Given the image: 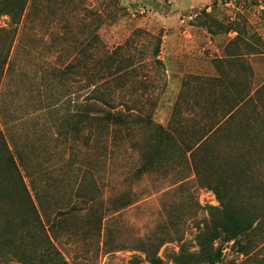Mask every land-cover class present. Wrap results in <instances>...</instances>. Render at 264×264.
Segmentation results:
<instances>
[{
    "label": "rangeland",
    "instance_id": "obj_1",
    "mask_svg": "<svg viewBox=\"0 0 264 264\" xmlns=\"http://www.w3.org/2000/svg\"><path fill=\"white\" fill-rule=\"evenodd\" d=\"M8 23L0 17V34ZM232 24L264 52V0H29L11 45L12 67L0 81V125L11 153L16 157L17 147L27 141L33 164L42 162L50 183L62 180V195L51 199L49 211L77 206L82 215L99 203L110 209L124 194L133 200L109 212L99 237L77 231L82 216L69 220L56 243L67 264H149L139 250L147 236L162 242L157 256L163 264H172L181 248L197 252L195 236L211 223L208 207H219L208 186L217 174L223 196L258 220L237 241L214 242L221 251L215 264H264V123L255 125V138L226 133L214 142L199 175L172 152L164 168L140 174L141 143L155 130L150 124L111 125L107 131L95 122L76 141L60 142L49 109L38 107V100L50 103L49 96L59 94L54 106L61 113L95 104L129 120L192 126L201 107L223 89L213 79L236 83L243 74L229 54L245 55L253 84L264 82V53L247 54L240 42L228 45L236 36L227 31ZM99 92L109 104L89 100ZM16 217L12 207H0V225ZM0 264L21 263L0 259Z\"/></svg>",
    "mask_w": 264,
    "mask_h": 264
},
{
    "label": "trees",
    "instance_id": "obj_2",
    "mask_svg": "<svg viewBox=\"0 0 264 264\" xmlns=\"http://www.w3.org/2000/svg\"><path fill=\"white\" fill-rule=\"evenodd\" d=\"M59 1L73 4V0ZM28 2L29 0H0V17L9 18V28H2L4 34H0V81L2 75L10 71L12 67L9 61L10 49L16 27L25 14ZM8 29L12 31L10 34L7 32ZM230 30H233L236 36L228 45L240 42L245 45L247 54L264 53L259 48L248 44L242 37L245 33L243 29L232 24L227 28V31ZM158 52L159 46L155 48L154 55L157 56ZM228 56L237 59L243 68V74L236 83L231 79L226 83L221 80L224 77L213 79L220 82L223 89L216 97L209 98L206 105L201 107L198 111L199 116L194 120L192 126L166 128L160 124H153L151 119L146 121L144 119L129 120L121 113L112 112V110L95 104L84 105L81 111L77 110L75 113L65 111L61 113L54 106L57 104L56 102L60 101L59 94H51L49 96L50 103L47 99L38 100V107L49 109L52 126L56 128L55 138L60 142L69 137L76 141L80 131L86 125L91 126L95 122L104 126L103 128H106L107 131L111 125L127 128L132 122H146L155 130L141 143L142 165L138 172L141 174L159 171L164 168L163 161L172 152L181 159L184 158L189 169L190 162L195 173L199 175L200 170L207 163L205 157L207 151L214 142L220 140L226 133L250 139L255 138L259 135V130L255 125L264 123V82L253 84V75L252 73L249 75L247 72L249 64L244 59L245 55L239 53ZM224 89L231 92L230 95L225 93ZM98 95L91 96L89 100L96 97L93 99H99L103 105L109 104L102 93L99 92ZM226 98L228 101L225 102ZM176 111L177 106L175 105L172 109L173 120H175ZM233 125L236 127L235 132L232 131ZM88 139H90L89 136L85 138L86 141ZM27 143L24 140L20 144L21 148L16 146L15 157L11 153L0 125V207L10 206L17 215L15 219L7 218L0 225V259H16L21 264H67L56 243L60 236L67 232L66 227L69 220H76L78 216H82L84 222L78 226L77 231H81L85 236L94 234L99 237L109 212H117L132 204L133 200L129 194H124L111 201L110 209L103 208L99 203L96 208L93 205L90 206L89 211L82 215L78 213L77 206H70L66 211L60 209L49 211L51 199L62 195L64 187L59 184L62 183V180H58L59 183H50L49 180L53 179L48 176L42 162L33 164L32 147ZM20 167L29 178L35 199L24 181ZM33 168L36 170L34 171ZM185 179L187 176L183 178V180ZM222 180L221 175L217 174L208 183V186H212L219 207H208L213 219L211 218L210 225L200 229L195 236L197 252L191 253L181 248L178 253L172 255V264H215L221 254L219 249L213 247L216 240L237 241L238 238L253 229V224L258 218L253 219L247 215L244 207L233 204L231 200L223 196ZM38 181H42L44 186H38ZM79 189L80 187L76 190V194ZM89 202L91 201L89 200ZM139 243H141L139 250L145 254L149 264H163L157 256V251L162 244L158 238L152 239L147 236Z\"/></svg>",
    "mask_w": 264,
    "mask_h": 264
}]
</instances>
